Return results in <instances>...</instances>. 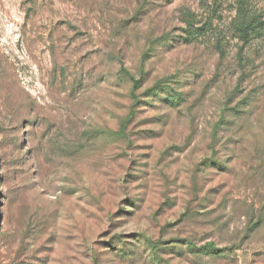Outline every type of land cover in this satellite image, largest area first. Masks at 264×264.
<instances>
[{"label":"rangeland","instance_id":"rangeland-1","mask_svg":"<svg viewBox=\"0 0 264 264\" xmlns=\"http://www.w3.org/2000/svg\"><path fill=\"white\" fill-rule=\"evenodd\" d=\"M0 264H264V0H0Z\"/></svg>","mask_w":264,"mask_h":264},{"label":"trees","instance_id":"trees-1","mask_svg":"<svg viewBox=\"0 0 264 264\" xmlns=\"http://www.w3.org/2000/svg\"><path fill=\"white\" fill-rule=\"evenodd\" d=\"M136 83V82H135ZM208 246H211V245H208Z\"/></svg>","mask_w":264,"mask_h":264}]
</instances>
